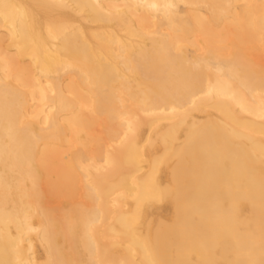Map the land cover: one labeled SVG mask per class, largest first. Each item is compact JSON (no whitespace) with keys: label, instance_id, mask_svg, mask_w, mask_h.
I'll use <instances>...</instances> for the list:
<instances>
[{"label":"bare ground","instance_id":"6f19581e","mask_svg":"<svg viewBox=\"0 0 264 264\" xmlns=\"http://www.w3.org/2000/svg\"><path fill=\"white\" fill-rule=\"evenodd\" d=\"M0 264H264V0H0Z\"/></svg>","mask_w":264,"mask_h":264}]
</instances>
